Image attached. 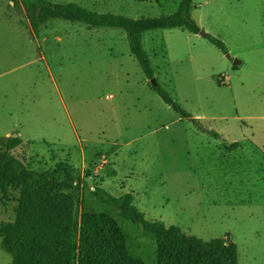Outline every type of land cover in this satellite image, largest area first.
Segmentation results:
<instances>
[{
  "label": "rangeland",
  "instance_id": "1",
  "mask_svg": "<svg viewBox=\"0 0 264 264\" xmlns=\"http://www.w3.org/2000/svg\"><path fill=\"white\" fill-rule=\"evenodd\" d=\"M51 1L137 19L181 0ZM189 15L227 52L178 28L144 32L149 79L124 30L35 26L20 0H0V136L22 139L30 169L71 164L81 192L130 193L146 220L229 237L238 264H264V0H193ZM116 219L132 254L154 264L152 243ZM11 261L0 239V264Z\"/></svg>",
  "mask_w": 264,
  "mask_h": 264
},
{
  "label": "trees",
  "instance_id": "2",
  "mask_svg": "<svg viewBox=\"0 0 264 264\" xmlns=\"http://www.w3.org/2000/svg\"><path fill=\"white\" fill-rule=\"evenodd\" d=\"M20 1L35 26L62 19L124 30L131 54L149 79L153 70L142 47L144 32L200 31L189 15L193 0H181L175 13L137 19L98 13L73 2ZM205 37L227 52L220 40ZM152 87L166 104L189 116L157 82ZM20 146L19 136H0V239L12 256L10 264H147L132 254L116 217L130 222L152 243L154 264H238L237 246L229 237L205 241L178 226L148 221L130 193L115 197L98 186L81 192L71 164H59L51 172L30 169L16 154Z\"/></svg>",
  "mask_w": 264,
  "mask_h": 264
},
{
  "label": "water",
  "instance_id": "3",
  "mask_svg": "<svg viewBox=\"0 0 264 264\" xmlns=\"http://www.w3.org/2000/svg\"><path fill=\"white\" fill-rule=\"evenodd\" d=\"M198 34H199L200 36H205V35H206V33L203 32V31H199ZM235 64H236V62H235ZM151 82H152V84H154V80H153V79L151 80ZM12 136H16V135L14 134V135H12Z\"/></svg>",
  "mask_w": 264,
  "mask_h": 264
},
{
  "label": "crops",
  "instance_id": "4",
  "mask_svg": "<svg viewBox=\"0 0 264 264\" xmlns=\"http://www.w3.org/2000/svg\"><path fill=\"white\" fill-rule=\"evenodd\" d=\"M103 165H101V167H102Z\"/></svg>",
  "mask_w": 264,
  "mask_h": 264
}]
</instances>
